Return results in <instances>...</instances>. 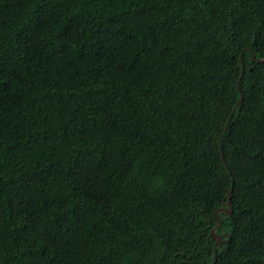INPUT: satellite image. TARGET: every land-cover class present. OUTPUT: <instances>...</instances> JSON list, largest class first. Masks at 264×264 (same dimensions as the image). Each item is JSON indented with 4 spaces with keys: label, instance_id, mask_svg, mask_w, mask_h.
Here are the masks:
<instances>
[{
    "label": "trees",
    "instance_id": "16d2710c",
    "mask_svg": "<svg viewBox=\"0 0 264 264\" xmlns=\"http://www.w3.org/2000/svg\"><path fill=\"white\" fill-rule=\"evenodd\" d=\"M252 52L264 0H0V264H211L232 179L215 264H264Z\"/></svg>",
    "mask_w": 264,
    "mask_h": 264
},
{
    "label": "water",
    "instance_id": "95a60500",
    "mask_svg": "<svg viewBox=\"0 0 264 264\" xmlns=\"http://www.w3.org/2000/svg\"><path fill=\"white\" fill-rule=\"evenodd\" d=\"M252 60L253 61H256V62H264V57H261V58H256L255 57V53L252 52ZM240 60H241V75L243 74V71H244V64H243V61H242V52L240 53ZM237 86H238V89H239V99L238 101L236 102V104L233 106V108L231 109L229 115H228V118H227V121L224 125V128H223V131L222 133L220 134L219 136V146L221 145V139H222V136L223 134L226 132L227 128H228V125H229V122H230V119L233 115V113L235 112L236 108L239 106V104L241 103L242 99H243V95H242V92L239 88V83L237 82ZM221 149V148H220ZM222 160H223V156L221 157ZM227 169V167H226ZM228 171V169H227ZM232 189H233V179H232V184H231V187L229 189V191L227 192L226 194V198H227V201H226V204H227V207H220L218 208L217 210L214 211V215L217 219V224L215 226H213L210 230V237L215 241L214 242V245H213V258H212V262L211 264H215L216 263V259H217V246L222 243V242H225L227 243L229 239H222V235L217 233L216 230L217 228H219V226L221 225V218L220 216H218V212H224L226 214H230L231 213V205L229 203V194L230 192H232Z\"/></svg>",
    "mask_w": 264,
    "mask_h": 264
}]
</instances>
